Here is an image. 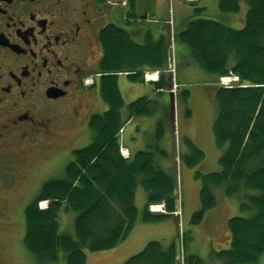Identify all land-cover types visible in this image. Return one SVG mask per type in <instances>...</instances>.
I'll return each instance as SVG.
<instances>
[{"label": "trees", "instance_id": "1", "mask_svg": "<svg viewBox=\"0 0 264 264\" xmlns=\"http://www.w3.org/2000/svg\"><path fill=\"white\" fill-rule=\"evenodd\" d=\"M242 2L247 11L241 27L205 18V7L200 6L194 8L193 16L184 21L177 35L174 33V40L177 36L186 45L201 70L217 77H238L231 85L214 87L218 111L212 128L215 142L224 146L218 159L220 169L206 174L197 170L194 174L202 179V185L200 206L191 215L192 223L202 221L216 204L214 189L218 187L224 188L228 196L238 195L240 209L249 212L248 216L233 215L227 220L231 240L228 247L211 248V257L221 264L254 263L264 255V0H218V8L227 13L239 12ZM128 15L133 22L138 18L130 10ZM145 36L142 43L134 41L125 27L115 23L103 25L98 33L101 56L95 68L99 74L95 84L107 108L90 114V142L72 150L63 175L44 180L24 208L23 245L37 264L56 261L59 251L66 264H87L85 250L117 246L139 216L135 200L139 186L145 191L141 210L145 222L165 220L181 204L177 159L161 142L164 121L173 116L172 111L156 121L145 148L127 158L120 152V132L125 123L132 117L153 114L158 103L139 96L123 109L119 73L137 82L144 81L147 70L159 69L155 89L169 90L171 85L163 72L168 53L173 50L169 35L160 34L154 39L146 32ZM181 89L177 98L187 103L190 90ZM183 143L185 150L179 161L194 167L205 154L189 137L184 136ZM44 201L47 205L42 208L38 204ZM153 204H162L165 212H151L149 206ZM60 212L75 214L73 235L61 230ZM183 253L181 260L174 240L166 245L151 240L122 264H206L197 254L187 253L184 243Z\"/></svg>", "mask_w": 264, "mask_h": 264}, {"label": "rangeland", "instance_id": "2", "mask_svg": "<svg viewBox=\"0 0 264 264\" xmlns=\"http://www.w3.org/2000/svg\"><path fill=\"white\" fill-rule=\"evenodd\" d=\"M119 1V0H116ZM156 12H151V18L156 22H151L156 25L169 24L168 39L173 47L172 55L168 53V61L172 60V56L175 59L176 71L175 77L168 75L171 85L170 90L173 93V116L164 121V136L161 140L162 144L168 149V151L174 155L177 166L178 187H180V200L181 204L175 211L174 215L165 218V220L159 222H145L141 219V210L145 204V191L140 186L137 188L135 200L139 211V216L135 221V225L129 232V235L122 240L119 244L125 245L133 240L134 235L140 232L144 238V244L141 247L136 248V251H140L144 248L148 241L158 240L161 243L166 244L169 241L177 242L178 252L181 253V245L185 244V250H191L195 254L200 255L206 264H221L220 261L212 258L210 255L211 248L219 250L221 248L228 247L225 240V231L227 229V220L233 215L248 216L249 212L240 209L239 196L236 194L226 195L224 188L218 187L214 189L216 197V204L208 209L204 214L203 220L194 224L191 222V215L199 208L200 198L199 190L202 185V179L195 176V171H199L202 174L207 172H214L220 169L218 162L219 157L224 150V146H218L215 142V134L213 131V123L217 114V104L214 98V87L216 85L225 84L231 85L234 77L231 75H224L217 77L210 75L204 70H201L197 65L195 67L188 65L186 59H189L185 53L180 52L177 55L181 46L184 45L181 40L175 36L174 33H178L184 26V21L190 17L194 12V8L200 6H206L204 17L213 18L218 21L225 22L231 27H241V19L247 11L246 4L242 2L239 12L227 13L220 11L218 8V0H200L199 2H184V0H158ZM120 12L117 9L115 11V22L122 24L119 19ZM118 19V20H116ZM107 20L102 21L98 26L106 23ZM101 53V49L98 50V56ZM179 59V61H178ZM178 66V67H177ZM167 66L163 71H166ZM178 70V75H177ZM95 72V69L93 70ZM158 72V70H152ZM189 71V74H188ZM200 72V73H198ZM149 73V74H148ZM151 72L143 77V80L150 77ZM153 76V75H152ZM159 78V77H158ZM97 80V78H95ZM143 83L142 81H138ZM186 88L190 90V96L188 102L182 98H177L179 89ZM180 90V96H181ZM92 93L95 95L90 99L92 109L90 113L103 112L107 108V104L99 97L97 86L92 88ZM124 99L126 109L127 101H131L129 95H125ZM135 99V98H134ZM132 99V100H134ZM187 109L191 112L187 114ZM155 111V110H154ZM153 111V113H155ZM142 116V115H141ZM154 115H143L136 120L138 124H142L145 127L152 124V134L156 129L157 118H153ZM87 118H84L80 127L71 136L65 137L63 142L60 143L59 153L56 152L53 158L42 164H37L33 170L34 181L28 186L15 187L10 186L9 181L4 182L5 185H0V195L3 199L5 209H0V264H37L38 260L34 259L28 250L23 245V235L25 231V216L24 208L27 206L35 193L39 190L43 181L52 178L54 176L63 175L64 165L71 159L72 150L78 147L85 146L91 140V131L87 126ZM138 118V117H137ZM134 122V124L136 123ZM147 128H145L146 130ZM141 130H135L132 136H137ZM146 133V131H145ZM143 133V134H145ZM187 136L190 139H196V144L203 150L205 157L196 163L194 167H190L183 161H179L180 153L185 150V144L183 143V137ZM195 143V142H194ZM173 168L175 163H173ZM176 168V167H175ZM184 170L183 172L181 171ZM185 172V174H184ZM9 185V186H8ZM1 204V203H0ZM40 207L46 206V202H40ZM157 204H153L155 206ZM160 205V204H158ZM157 205V206H158ZM155 208V207H154ZM164 210V208H163ZM162 212L160 210H155ZM61 230L64 233L74 234L73 219L75 214L72 212H60ZM176 217V219H175ZM185 232V235H183ZM213 233L218 234L220 242L214 239ZM146 240V241H145ZM124 243V244H122ZM118 245V244H117ZM212 246V247H210ZM106 251H88L86 252L88 264H122L123 261L119 256L115 257ZM136 253V252H135ZM132 256V255H131ZM56 261L43 262L42 264H66L65 258H63V252L59 251ZM243 264H264V255L261 256L258 261L254 263Z\"/></svg>", "mask_w": 264, "mask_h": 264}, {"label": "flooded vegetation", "instance_id": "3", "mask_svg": "<svg viewBox=\"0 0 264 264\" xmlns=\"http://www.w3.org/2000/svg\"><path fill=\"white\" fill-rule=\"evenodd\" d=\"M117 9L107 0H0V185L32 184L35 166L90 116L98 33L117 24ZM129 9L120 11L127 22Z\"/></svg>", "mask_w": 264, "mask_h": 264}, {"label": "crops", "instance_id": "4", "mask_svg": "<svg viewBox=\"0 0 264 264\" xmlns=\"http://www.w3.org/2000/svg\"><path fill=\"white\" fill-rule=\"evenodd\" d=\"M130 1H131L130 11L135 12L138 18L136 21L133 22L132 21L133 17L129 15L128 22L124 21L121 16V12H120L122 11V9L118 8L120 12L119 19L122 23L118 25L123 28L125 27L127 31L130 33V36L133 38L134 41L142 43L146 37L145 36L146 32H149L153 36L154 39H157L158 35L160 34H164V35L168 34V30L170 29L169 24L156 25L154 23H151V22H156L155 19L151 18V15H152L151 12H156L157 6L159 5L158 0H130ZM199 1L200 0H184V2H187V3L188 2H199ZM191 16H193V14L190 15V17ZM114 19H115V16H114ZM242 22L243 21H241V24ZM180 52L185 53L186 56L189 58V59H186L187 64L190 65V67L191 66L195 67L196 63L194 62L192 56L189 55V51L185 46H181L179 51L177 50V55H179ZM196 67L195 69H197ZM147 71L151 72L153 76H151L152 78L149 79L148 81H145V80L142 81L143 83H139L138 81L137 82L130 81L126 73H119L118 75L119 90L122 93L123 100L126 98L125 95H129L131 100L134 98L137 99L139 96L150 97L152 101L158 103V106L156 107L154 111L155 113L151 115H154L153 117L154 119L157 118V120H159L160 118L162 119L165 117L164 115H166L168 110L173 112V105L169 101V95H170L169 90L161 89V88L155 89V83L157 82V80L155 79V75H156L155 71H152V70H147ZM188 74H189V71H188ZM177 75H178V70H177ZM139 117H142V116H139ZM139 117L130 118L125 123L126 125L123 127L120 133L121 143L123 146L127 148L129 154H133L134 152L142 148H145L146 140L151 135L150 133L152 130V124H150L149 127L148 126L145 127L142 124H138L136 120L139 119ZM134 122L136 123L134 124ZM145 128L147 129L145 130ZM139 129L141 130L139 135L137 136L130 135V134H133L135 130H139ZM192 141L196 143V139H192ZM181 171L183 172L184 170L181 169ZM213 236L215 240L217 239L218 242H220V237L218 236V234L213 233ZM225 240L227 242L225 244L229 246L231 240H230V233L227 230L225 231ZM168 243H170V241L166 242V244ZM142 244H144V238L142 237V234L138 232V234L134 235V238L132 241L122 246L121 244H118L117 246L113 247L109 251H106V254L109 253L111 255H114L115 257L119 256L120 259L123 261L129 258L131 255H133L135 252H137L136 248L141 247ZM187 253H195V252L188 250Z\"/></svg>", "mask_w": 264, "mask_h": 264}, {"label": "built area", "instance_id": "5", "mask_svg": "<svg viewBox=\"0 0 264 264\" xmlns=\"http://www.w3.org/2000/svg\"><path fill=\"white\" fill-rule=\"evenodd\" d=\"M107 1L111 5L113 4V5L126 6V4H127V0H119V1H116V0H107ZM170 54L172 55V53H170ZM175 66H176L175 57L172 56V60L169 59L168 64H167V72H170L172 75H175V71H176ZM234 79L235 80H238V77L235 76ZM235 80H233V81H235ZM225 85H229V84H225ZM120 152H121V154H122L123 157H126L127 158L129 156L128 150L124 146H122V145H121V148H120ZM179 195H180V193H179ZM157 205H155V206L150 205L149 210L152 211V212H154L155 210H160L162 212H165V210H163V205L162 204H160L158 206ZM179 257H180L181 260H183V258H184L183 245H181V253H179Z\"/></svg>", "mask_w": 264, "mask_h": 264}, {"label": "water", "instance_id": "6", "mask_svg": "<svg viewBox=\"0 0 264 264\" xmlns=\"http://www.w3.org/2000/svg\"><path fill=\"white\" fill-rule=\"evenodd\" d=\"M169 101H170V103H172V105L175 103L174 100H173V93H172V91H170Z\"/></svg>", "mask_w": 264, "mask_h": 264}]
</instances>
